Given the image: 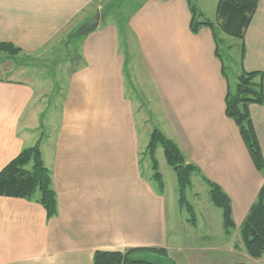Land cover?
Listing matches in <instances>:
<instances>
[{"label":"crops","instance_id":"crops-1","mask_svg":"<svg viewBox=\"0 0 264 264\" xmlns=\"http://www.w3.org/2000/svg\"><path fill=\"white\" fill-rule=\"evenodd\" d=\"M103 1L0 0V42L33 55L112 4ZM218 2L195 0L215 21ZM112 18L79 40L61 106L48 107L46 119L45 107L32 109L33 83L0 78V171L41 134L58 200L49 219L35 201L0 196V264H93L96 251L173 250L166 186L159 193L142 171L149 142L140 143V111L151 133L173 140L201 178L229 195L236 228L257 200L264 175L226 116L229 85L212 30L192 33L188 0H143L122 33ZM243 67L264 74V0L245 33ZM249 113L264 156V106ZM240 253L246 264H264Z\"/></svg>","mask_w":264,"mask_h":264},{"label":"trees","instance_id":"trees-1","mask_svg":"<svg viewBox=\"0 0 264 264\" xmlns=\"http://www.w3.org/2000/svg\"><path fill=\"white\" fill-rule=\"evenodd\" d=\"M259 3L260 0H219L216 9V21L214 22L200 11L195 0H188L192 13L190 25L192 33L198 34L200 29L208 27L214 35L217 46L216 55L222 62V74L229 85L226 96V116L232 119L239 128L255 168L264 175V156L249 113V107L252 104L264 106V74L259 71L248 72L243 67L245 33L252 22ZM116 8H120V11ZM123 9L122 6L111 4L106 10L100 11L102 21L108 15H112L120 33H122L127 20L122 15ZM219 31L226 36L239 40L240 55L237 60L229 54L233 46H227L226 51L222 49L224 40ZM72 34L67 37L65 41L67 44ZM0 53L14 59L22 53V50L11 43L0 42ZM236 64L239 66V70L236 69ZM41 140L42 136L34 146L22 150L13 161L0 171V196L35 201L44 207L47 217L50 219L58 215V200L52 187L50 170L43 160ZM159 147L164 151L167 164L176 173L179 206L190 213L191 221L194 223L195 211L188 201L187 190L192 185L193 175H201V171L196 165L186 163L184 154L178 145L155 128L151 133L146 155L151 159L154 171L152 180L156 183L159 193L164 194L165 191L163 176L159 172L157 160ZM202 179L210 189V199L213 205L222 211L224 232L230 236L232 231L236 229L231 198L219 184L205 176H202ZM240 235L249 256L255 259L264 256V184L259 191L256 202L240 226ZM144 253L169 256L165 248L156 247L131 248L124 252L96 251L93 264H158L142 257Z\"/></svg>","mask_w":264,"mask_h":264},{"label":"rangeland","instance_id":"rangeland-1","mask_svg":"<svg viewBox=\"0 0 264 264\" xmlns=\"http://www.w3.org/2000/svg\"><path fill=\"white\" fill-rule=\"evenodd\" d=\"M142 2L143 0L103 1L105 6L109 3H112L114 6H122L124 8L122 15L125 19ZM116 9L120 11V8ZM212 20L215 22L214 18ZM111 21H114V19L112 18ZM219 32L221 38L224 40L222 49L226 51L228 45L233 46L234 48L229 54L232 58L237 59L240 49L239 40L226 36L221 31ZM65 36L66 33L59 35L43 50L33 55L22 52L16 58L10 59L6 54L0 53V78L33 83L37 91L32 109L45 107L44 119L47 118V111L51 112V109L47 110L48 107L52 108L55 105L56 109L60 108L69 76L77 62L76 57L79 55V40L82 37L68 40L69 43L67 44ZM140 94L142 93L140 92ZM143 95L146 96L145 94ZM132 97L135 98V95L132 94ZM139 104H141V101H136L138 108ZM145 110L148 112L147 108ZM141 114V111L137 112L140 143L142 147H145L149 142L151 130L141 121ZM38 121H36V127L37 129H41ZM40 137L41 134L38 138ZM157 160L159 172L163 176L164 186H166L167 191L169 244L173 250L170 251L168 257L154 253H144L142 257L158 264L247 263L248 260L243 257L240 250H243V253L248 258L251 257L245 250L240 235V228L233 230L230 236L225 234L222 211L213 205L210 199V189L200 177L201 175H193L192 185L187 190L188 201L195 211L194 224L191 221L190 213L179 206L176 173L167 164L164 151L161 147L157 151ZM151 167L150 157L144 155L142 171L144 175L149 176L148 178H152L154 174ZM152 182L156 185L153 180Z\"/></svg>","mask_w":264,"mask_h":264},{"label":"water","instance_id":"water-1","mask_svg":"<svg viewBox=\"0 0 264 264\" xmlns=\"http://www.w3.org/2000/svg\"><path fill=\"white\" fill-rule=\"evenodd\" d=\"M102 19L101 12L98 11L93 18L82 25L76 32H74L69 40L85 37L94 32L100 25Z\"/></svg>","mask_w":264,"mask_h":264}]
</instances>
